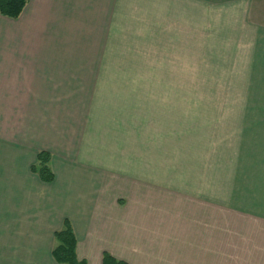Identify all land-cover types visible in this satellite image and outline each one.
<instances>
[{"label": "crops", "instance_id": "1", "mask_svg": "<svg viewBox=\"0 0 264 264\" xmlns=\"http://www.w3.org/2000/svg\"><path fill=\"white\" fill-rule=\"evenodd\" d=\"M159 86L220 92L202 96L197 126ZM41 151L52 182L32 170ZM66 219L87 264L105 251L264 264V0H28L0 14V264H62Z\"/></svg>", "mask_w": 264, "mask_h": 264}, {"label": "trees", "instance_id": "2", "mask_svg": "<svg viewBox=\"0 0 264 264\" xmlns=\"http://www.w3.org/2000/svg\"><path fill=\"white\" fill-rule=\"evenodd\" d=\"M28 0H0V14L11 18H17L23 12ZM51 154L41 151L37 156L32 170L39 175L44 182H52L55 174L50 166ZM56 244L52 250L55 260L62 264H87L86 260H80L77 255V237L68 219L63 227L55 232ZM103 264H128L117 259L111 253H103Z\"/></svg>", "mask_w": 264, "mask_h": 264}, {"label": "rangeland", "instance_id": "3", "mask_svg": "<svg viewBox=\"0 0 264 264\" xmlns=\"http://www.w3.org/2000/svg\"><path fill=\"white\" fill-rule=\"evenodd\" d=\"M182 71H159V76H162L163 74H175V76H182ZM165 76V75H164ZM195 77H214L218 78L220 77V70L219 69H196L195 71ZM220 87L219 86H194V87H171V86H159V94H162L164 96L163 98V108L165 110H170L171 108H174L173 110H177L180 112H183L184 110H192L193 114L190 116V118L185 119L186 123H189V125H199L203 121V118L200 117L202 113L198 111H203L205 109V103L204 101H201L202 96L204 94H219ZM174 94V95H172ZM178 94V95H175ZM186 94H195L196 98L195 101H187V97L183 98L181 95ZM172 95L175 98V101H165L169 96ZM159 95L160 97H163ZM180 98V99H179ZM191 98V97H190ZM194 98V97H193ZM165 99V100H164ZM179 99V100H177ZM214 107H212L214 110L219 108V103H212ZM195 112V113H194ZM181 132H183L181 128Z\"/></svg>", "mask_w": 264, "mask_h": 264}]
</instances>
